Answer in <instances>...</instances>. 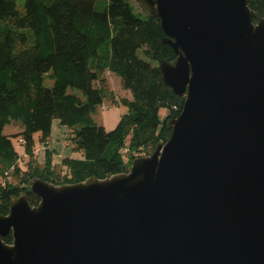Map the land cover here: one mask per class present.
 <instances>
[{
  "label": "water",
  "instance_id": "water-1",
  "mask_svg": "<svg viewBox=\"0 0 264 264\" xmlns=\"http://www.w3.org/2000/svg\"><path fill=\"white\" fill-rule=\"evenodd\" d=\"M183 95L167 140L127 171L39 177L0 213V264H264V16L250 0H137ZM11 232L12 241L3 236Z\"/></svg>",
  "mask_w": 264,
  "mask_h": 264
},
{
  "label": "trees",
  "instance_id": "trees-1",
  "mask_svg": "<svg viewBox=\"0 0 264 264\" xmlns=\"http://www.w3.org/2000/svg\"><path fill=\"white\" fill-rule=\"evenodd\" d=\"M96 2L24 0L20 10L17 0H0V213L22 191L32 205L38 203L26 186L33 177L60 184L127 171L133 158L170 135L167 121L178 115L184 96L162 78L159 60H173L175 53L163 42L159 18L138 17L128 0H102L100 10ZM249 6L264 16V0H250ZM139 48L154 63L141 58ZM105 70L119 76L130 97L117 98ZM105 103L126 107L110 130L91 114ZM161 107L167 109L163 118ZM53 119L67 126V144L83 156L65 159L60 172L51 167L49 151L44 164L36 161L34 134L46 142ZM11 121L21 130L6 134ZM15 142L24 147L21 161ZM9 174L18 181H7ZM2 238L10 243L11 232Z\"/></svg>",
  "mask_w": 264,
  "mask_h": 264
},
{
  "label": "crops",
  "instance_id": "crops-1",
  "mask_svg": "<svg viewBox=\"0 0 264 264\" xmlns=\"http://www.w3.org/2000/svg\"><path fill=\"white\" fill-rule=\"evenodd\" d=\"M107 80L116 79L120 84L119 76L115 75L114 73L110 72L109 70H105L103 73ZM109 82V81H107ZM113 89H115L113 87ZM112 90V88H111ZM126 91V96L130 97L131 93L129 90ZM114 91V90H113ZM115 92V91H114ZM116 94V92H115ZM118 105H110L107 108L100 106V112L96 113L97 117L95 118L96 121L103 124L106 130L113 129L119 118L120 112L118 111ZM21 130V126L19 123L11 121L10 123L6 124L3 131L6 134H12L19 132ZM39 133L34 134L35 139V153H36V161L39 164H44L46 160V152H50V159H51V167L56 171L60 172L65 159H82L83 156L77 152L72 150V148L67 144V139L69 137V130L66 125H63L59 122L58 119H53L51 124V131L48 139L46 142L38 141ZM15 149L18 152L19 156L25 157L24 147L22 143H15Z\"/></svg>",
  "mask_w": 264,
  "mask_h": 264
},
{
  "label": "rangeland",
  "instance_id": "rangeland-1",
  "mask_svg": "<svg viewBox=\"0 0 264 264\" xmlns=\"http://www.w3.org/2000/svg\"><path fill=\"white\" fill-rule=\"evenodd\" d=\"M130 5H131V8H132V11L135 15H137L138 17H141V18H145L147 16L146 12L142 9V7L140 6L139 2L137 0H128ZM23 3H24V0H17V7L22 10L23 9ZM95 8L100 10L102 9V0H97L96 4H95ZM103 47H101L102 49ZM138 55L151 62V63H154V61L152 59H150L149 57H147L144 52H143V48H139L138 51H137ZM109 81L108 84H109V87L112 88V90H114L116 92V96L117 98H120V97H127L126 96V91H124L122 88H121V84H119V82L116 80V79H110V80H107ZM52 83V80L49 79L47 76H45V84L46 85H51ZM113 87L115 89H113ZM76 91V90H74ZM111 104L110 103H105L104 105H102L101 107H108L110 106ZM118 111L120 112V114L122 113H125L126 111V107L122 104H119L118 106ZM100 112V106L97 105L94 110L92 111V116L93 118L95 119L97 117V114L96 113H99ZM167 113V109L164 108V107H161L160 110H159V114L160 116L163 118L165 116V114ZM16 143V142H15ZM108 154V152H107ZM19 161H21V158L19 156ZM65 167H62V170H64ZM7 181H10L12 183H16V181H18V178H15L13 175H10L9 174V177L6 179ZM5 180V181H6ZM4 182V179L2 177H0V183Z\"/></svg>",
  "mask_w": 264,
  "mask_h": 264
},
{
  "label": "built area",
  "instance_id": "built-area-1",
  "mask_svg": "<svg viewBox=\"0 0 264 264\" xmlns=\"http://www.w3.org/2000/svg\"><path fill=\"white\" fill-rule=\"evenodd\" d=\"M20 141L22 140V139H19Z\"/></svg>",
  "mask_w": 264,
  "mask_h": 264
}]
</instances>
